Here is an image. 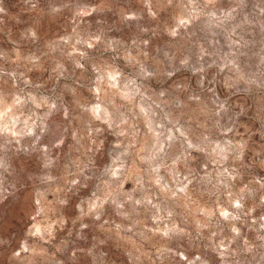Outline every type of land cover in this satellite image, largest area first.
<instances>
[{
	"label": "rangeland",
	"instance_id": "1",
	"mask_svg": "<svg viewBox=\"0 0 264 264\" xmlns=\"http://www.w3.org/2000/svg\"><path fill=\"white\" fill-rule=\"evenodd\" d=\"M0 264H264V0H0Z\"/></svg>",
	"mask_w": 264,
	"mask_h": 264
}]
</instances>
